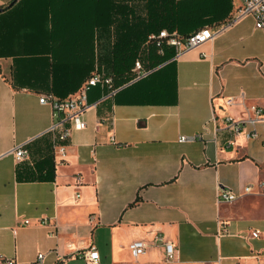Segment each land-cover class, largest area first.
Returning a JSON list of instances; mask_svg holds the SVG:
<instances>
[{"label": "crops", "instance_id": "obj_1", "mask_svg": "<svg viewBox=\"0 0 264 264\" xmlns=\"http://www.w3.org/2000/svg\"><path fill=\"white\" fill-rule=\"evenodd\" d=\"M13 1L0 0V264L41 253V264H87L91 247L100 264H264V125L252 140L225 123L264 109V29L235 20L242 0H220L221 19L201 28L231 24L212 40L178 59L169 48L158 69L85 111L64 153L40 98L107 73L99 56L114 43L118 0ZM102 95L92 88L89 103ZM25 142L18 161L11 150ZM247 185L259 193L220 202L222 186ZM135 241L147 244L138 258Z\"/></svg>", "mask_w": 264, "mask_h": 264}, {"label": "built area", "instance_id": "obj_2", "mask_svg": "<svg viewBox=\"0 0 264 264\" xmlns=\"http://www.w3.org/2000/svg\"><path fill=\"white\" fill-rule=\"evenodd\" d=\"M251 16L255 20V27L257 29H264V0H242L241 7L239 9L237 18ZM231 23L221 25L216 28L204 27L194 31L189 35H182L177 31H169L163 29L158 33H152L148 35L146 41L142 45V48L135 60L134 67L129 76L128 82L122 86H116V78L112 75H108L104 72L95 71L88 79L82 84L80 90L67 97L57 98L53 95H44L40 98V103L43 105H49L52 108L54 123L48 130L50 133H57L54 148L60 153H64L67 145V141L74 130H84L86 128V122L83 119V113L90 109L92 106H98L101 102L113 97L119 90L125 86L140 80L153 71L158 69L162 64L153 65L152 57L156 58L165 57L166 51L169 48L174 50V59H178L186 51L196 48L199 45L212 40L217 34L224 31ZM100 87L103 90L101 100L94 105L89 103V93L92 88ZM239 97L243 99L244 94ZM237 97L230 96L225 98V104L227 106H234L237 104ZM226 126L231 130L234 135H239L243 131L246 132L248 139L258 140L260 138L259 126L264 125V109L259 106H250L247 112V116L242 119H235L233 117L225 118ZM187 137H181V141L188 140ZM264 146V139H263ZM229 144H233L230 141ZM28 142L16 145L11 152L14 154L16 160L23 161L28 156L27 149ZM260 186H264V182L260 183ZM258 190L253 185H247L244 187L242 193H236L231 188L222 186L220 188L219 199L220 202L232 203L237 201L243 196L258 194ZM80 193L75 195V199L80 198ZM33 220L26 219L24 224H31ZM38 224L48 225L49 221L46 218L36 220ZM254 237H259L260 232L257 231L253 234ZM165 252L168 260L176 259V247L172 242H165ZM130 249L138 258L146 249L147 244L143 241H135L130 245ZM45 254H38L36 260L30 264L43 263ZM84 259L87 264H100V254L95 247H91L84 253ZM4 264H15L14 260H4Z\"/></svg>", "mask_w": 264, "mask_h": 264}, {"label": "trees", "instance_id": "obj_3", "mask_svg": "<svg viewBox=\"0 0 264 264\" xmlns=\"http://www.w3.org/2000/svg\"><path fill=\"white\" fill-rule=\"evenodd\" d=\"M222 9L220 0H118L116 18L111 20L115 40L106 52L100 54L99 60L104 64L106 74L116 77V86H122L128 82L125 77L134 67L148 35L163 29L189 35L204 25L219 21ZM79 17L84 18L87 26L89 18ZM92 22L98 21L93 19ZM166 58L167 54L162 58L153 56V65L163 63Z\"/></svg>", "mask_w": 264, "mask_h": 264}, {"label": "rangeland", "instance_id": "obj_4", "mask_svg": "<svg viewBox=\"0 0 264 264\" xmlns=\"http://www.w3.org/2000/svg\"><path fill=\"white\" fill-rule=\"evenodd\" d=\"M206 27H208V26H206ZM216 27H219L218 25L217 26H215V28ZM153 33H156V32H153ZM152 34V33H151ZM141 48H142V46H141ZM141 50V49H140ZM140 52V51H139ZM139 52H138V54H139ZM137 57H138V55H137ZM137 57H136V59H137ZM158 65V64H157ZM133 69V68H132ZM132 69L130 70V72L128 73V75H126V77H125V79L126 80H129V76H130V74H131V72H132ZM114 76V75H113ZM115 77V76H114ZM116 78V77H115ZM125 84V83H124ZM124 84H122V85H124Z\"/></svg>", "mask_w": 264, "mask_h": 264}, {"label": "water", "instance_id": "obj_5", "mask_svg": "<svg viewBox=\"0 0 264 264\" xmlns=\"http://www.w3.org/2000/svg\"><path fill=\"white\" fill-rule=\"evenodd\" d=\"M17 0H14L10 5H14ZM3 11V8H0V12Z\"/></svg>", "mask_w": 264, "mask_h": 264}]
</instances>
